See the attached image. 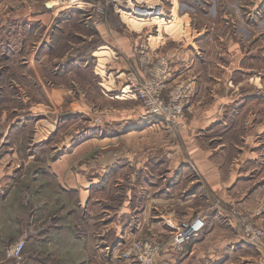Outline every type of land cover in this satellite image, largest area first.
I'll list each match as a JSON object with an SVG mask.
<instances>
[{
  "label": "rangeland",
  "instance_id": "obj_1",
  "mask_svg": "<svg viewBox=\"0 0 264 264\" xmlns=\"http://www.w3.org/2000/svg\"><path fill=\"white\" fill-rule=\"evenodd\" d=\"M44 1L0 0V204L5 210L0 212V233L16 231L14 241L0 248V264L23 263L31 254V248L24 247L17 260L7 258L17 241H25L24 222L31 204L39 207L33 219L40 235L50 224L49 216L60 215L55 207L41 208L43 203H72L59 183L85 186L104 165L105 169L111 165L109 185L116 201L109 210L114 216L108 219L107 215V221L124 212L122 228L132 218L134 228L144 225L147 232L144 238L137 236L118 243L115 250H105L114 254L109 263L136 264L134 255L126 253L134 243H143L155 251V264L166 243L153 242L150 235L170 230L168 251L177 261L190 245L198 258L189 264H264V202L243 208L250 197L246 199L248 194L238 190V184L247 186L246 180H228L230 173L242 171L253 187H264V18L253 16L258 0H240L237 6L233 0H183L209 1L224 14V23L189 26L193 38L199 33L206 38L202 37L188 62L175 65L170 46L159 50L146 41L134 43L132 57L119 66L111 64L117 55L111 59L99 49L101 42L73 39L60 30L62 17L82 12L79 5L71 0ZM86 2L92 3L90 19L95 25L116 19L112 14L117 11L132 20L156 18L136 17L129 11L134 5L152 2L148 0H81V5ZM42 3L49 11L62 8L47 19V25L32 18L44 11ZM234 7L239 8L235 10L239 20L233 18ZM207 10L211 15L213 9ZM166 16L165 10V16L157 19ZM172 27L161 32L165 38L172 37L174 29L182 36L188 32L183 33L184 26ZM173 149L180 158L169 162L168 155L174 154L168 151ZM173 162L187 164L189 170L183 167L180 175L170 177L165 165ZM203 163H216V169L205 172L215 170L219 181L228 178L218 190L203 176L199 168ZM121 164L124 174L118 169ZM168 183L178 185L166 197L152 200ZM143 192L151 199L145 219L137 218L144 207ZM128 197L138 208L129 218L124 209ZM24 201L29 202L27 206ZM217 208L227 214V223L238 221L244 248L236 249V245L224 251L218 246L225 240L220 235L206 239L213 222L220 229V219L211 216ZM86 212L81 211L80 236L90 232ZM197 217L203 219V230L183 246H174L177 228ZM208 220L211 225L206 228ZM64 224L56 220L52 226ZM83 245L81 264H90Z\"/></svg>",
  "mask_w": 264,
  "mask_h": 264
},
{
  "label": "crops",
  "instance_id": "obj_2",
  "mask_svg": "<svg viewBox=\"0 0 264 264\" xmlns=\"http://www.w3.org/2000/svg\"><path fill=\"white\" fill-rule=\"evenodd\" d=\"M41 1L43 2L44 0ZM143 1L144 0H141V2ZM148 1H152L149 3H160L162 6H164L163 8L166 10L167 18L164 19L155 18L156 20L155 19L132 20L127 18V16L124 15V12L117 11V13L112 14V17L115 16L117 20L116 19L103 20L101 24L95 25L90 19L91 18L90 11L92 8V3L86 2L80 6L82 12H76V13H72L71 16L65 15L64 17H62L59 28L61 31L64 32L65 36L69 35L73 39H77L78 37V38H83V40H87L88 42H90L91 40H94L95 43L101 42V44L103 45L99 49L105 52L109 58L117 55V59L115 60L113 59L111 62V64L114 66H119V63H122L123 65H125V63L127 64L129 60H124V58L132 57L133 44L139 42L145 43L146 41H148V44L150 46L156 45L155 49H159V50H161L163 47L165 48L170 46L169 49H173L174 51H171L169 55L174 60L176 65L178 61L182 62L185 60L188 62L191 59L190 54H193L194 48H196L198 44H201L203 38H206V36L203 37V33H199L197 37L193 38L195 35L190 33L189 26L200 25L203 23L207 24L210 21L223 24L225 20L224 14H221L219 11L216 12L217 6L209 3V1H207V3L202 2L201 4L198 3L192 4L189 2H184L183 0H148ZM232 3L236 4L237 6L240 4V0H233ZM41 5L42 7H44V11H42L41 9V12L39 14L34 13L32 15V18L35 21L39 20L40 24L42 25H47L48 24L47 19L48 18L52 19L53 16H55L57 13L61 12L62 10V8L57 7V10L54 11L53 9L52 11L51 9V11H49V6L46 3H42ZM209 6L213 9L211 15L208 14L209 12L207 10V7ZM236 9L239 10L238 7L237 8L234 7L232 9L235 15L233 16V18H237L239 20L240 14L237 11H235ZM30 10H33V5L31 6ZM110 10L111 9H108L109 12ZM253 11H255L253 16L255 17L259 16V18H264V0L256 1ZM78 14L80 15L79 17H77ZM133 25L136 26L133 27ZM169 25L173 27L184 26L183 33H186V31L188 32L186 35L182 36V34L180 35L178 33L179 32L178 29H174L172 27L174 29L173 31L174 34H172V37L170 34L169 38H165L164 37L165 33L162 34L161 32L166 30L165 28H167ZM155 40L156 43H154ZM182 42H187V43L184 44V47H181V45L177 47V45ZM46 46L47 45L44 44L42 46V50ZM181 49H184V51H182ZM8 52H10V49H8ZM71 65L72 64L70 65L66 64L68 68H70ZM141 130L142 132H144L145 128H142ZM168 152L174 154V157L172 158H170L168 155L169 162H172L174 158L175 160H177V158H180L178 157L177 150L173 149L172 151H168ZM109 166L110 167L108 169H105L106 165H104L100 169L101 171H99L98 173L99 176L87 180L85 186H81L80 183H78V185L77 183H75V185L72 184L71 186H64L63 184L61 185V183H59L61 189L64 192L66 191L65 192L66 195L70 199H72V201L70 200L72 203L67 204L65 202H59L57 200H55L57 202L53 200L50 201L48 200L47 202L43 203L41 208H45L47 210V207L49 206V209L55 207L57 211H60L59 212L60 215L53 213V215L49 216L50 224L48 223L46 224V231L44 233L42 232L40 235L37 234L36 233L37 229L34 227L33 217H34V213L35 212L37 213V211L39 210V207H34L33 204H31L30 207L27 208L26 220L24 222L25 241L23 242L24 244H26L25 248L28 249L31 248V254L29 253L28 258H26L25 256L23 263L18 262V264H37V263L61 264L62 261H64L66 264H81L82 244H84L83 245L84 248L87 247V252L89 254V257L91 258L90 264H111L109 263V261L113 260V258L110 259V256L114 255L112 254L113 251L110 254L108 252L106 254L104 253L105 250L107 249L108 251L115 250L114 248L116 245H118V243L120 244L125 241L127 242L129 240L134 239V237L137 236L139 238L140 237L144 238L146 236L147 232L144 229V225H138L137 227L134 228L131 221L132 218H129L132 217V213H134V211L138 209L136 208L135 204H132L134 200H132L131 197L130 198L128 197L126 199L125 201L126 205L124 200L122 203L123 205H125L124 206L125 212L126 214H128L127 217L130 219L128 220L129 225L127 227L124 226V228H122V226L124 225V215H125L124 212L119 213V216L116 215V217H114L113 220L107 221L108 219H110V217L114 216V214L109 212V210L114 208L111 206H114V201H115L113 198L112 185H109L111 181V177L113 176V174L110 171L111 165ZM177 166H180L178 171H177ZM183 167L189 170V166L183 163L173 162L165 165V169L169 170L170 177L180 175ZM216 167H217L216 163H212V165L210 163H203V165L202 164L199 165V168L202 170V173L204 171L203 176L205 177L207 182L211 183L210 186L213 188L214 191L218 190L220 186H223V184L226 183L225 181L228 178L230 182L235 181V183L245 182L246 180L247 182L246 184H248L247 186L244 185V187H241V185L238 184V188H239L238 190L240 191L244 190V192L248 194L246 199L250 197L244 203L243 208L248 207L252 209V207H255L259 203L264 202V187L260 190L256 187H253L254 185L252 186V182H250V180L249 181L247 180L248 174L245 175L242 171L232 172L230 173V175H228L227 179L225 178L219 181L218 180L219 173L214 172L215 170H212V172H205V170H209L210 168L216 169ZM118 169L121 171L120 173L124 174V164L119 165ZM144 170L146 169L144 168ZM149 178H151L150 175ZM177 185L178 184L176 183L174 184L168 183L166 185V188L162 189L157 196L152 198V200L153 199L159 200L161 198L166 197L170 189L175 188ZM149 186L150 187L152 186L151 182L149 183L147 188ZM139 188L144 189V191H147L143 187H139ZM192 194L193 192L190 193L189 195ZM188 198L190 197H187L186 199ZM149 201H151V199L149 200L148 194L144 193L143 201H142V203H144V207H142L140 214H137V218L145 219L146 216L145 212L150 211ZM28 203H29L28 201H24L23 205L27 206ZM82 203H85L87 205L86 208L88 206L89 208L82 209L81 206ZM251 203H253V205H251ZM19 204H22V201ZM67 205L70 206L71 208L67 209L66 208ZM86 210L88 213L86 212ZM1 211H5V210L4 207H1L0 204V212ZM81 211L86 212L87 216L89 215L88 216L89 222L87 223V225H90L89 226L90 232H87L84 235L82 234L83 236H80L81 232L78 230L79 228H81V220H80ZM107 215H109L108 219L106 218ZM211 216L212 218L215 217L217 220L220 219L221 221L220 229H219V225H214L213 222V225L210 226L209 233L206 239L213 237L215 234L220 235L219 238L225 240L219 243L218 246H222L221 249H223L224 251L226 250L230 251V247L232 251L233 250L232 248L236 245H237L236 249L240 247L244 248L246 246V244L241 243L242 241L240 238V228L238 227L239 223L236 219H235L236 222L235 220H231L230 222L227 223V219L225 218L229 219V217L224 212V210H221L220 208H217V210H213ZM262 219H264V217H262ZM56 220L62 222V224L63 222H65V224L52 226V223L55 222ZM70 221L71 224L69 223ZM208 223H210L209 220L206 221V228L209 227ZM97 226L99 227L98 229ZM15 227H17L16 224ZM85 230H87V228ZM147 230L149 231V233H152L151 230H153V227L149 226ZM170 232L171 231L169 230L167 231V233L163 231V233H158V234L153 233L150 235L151 236L150 238H154L153 242L159 241V243L162 242V244L166 243L160 256L157 258L155 264H181V260L183 261L182 264H186L188 261L196 257L194 247L190 248L191 247L190 245L186 246L187 249L185 248V251L183 254H181L182 256L179 261L170 257L172 256V254L168 251L169 243L171 241L170 240L171 233H172ZM1 235L2 234L0 233V236ZM147 240L151 241L152 239H147ZM210 243L211 242L205 244L201 249H203L206 245ZM3 247H5V243L0 242V248ZM38 255L41 256V262L39 261ZM206 261L209 262L210 259L207 258ZM228 261L229 259L226 260V262ZM15 264H17V262ZM187 264H189V262Z\"/></svg>",
  "mask_w": 264,
  "mask_h": 264
},
{
  "label": "built area",
  "instance_id": "obj_3",
  "mask_svg": "<svg viewBox=\"0 0 264 264\" xmlns=\"http://www.w3.org/2000/svg\"><path fill=\"white\" fill-rule=\"evenodd\" d=\"M75 5L81 6V0H71ZM129 11L140 18H151V17H164L165 9L160 3H150L145 5H134L129 7ZM99 12V11H98ZM203 219L197 217L191 222L182 223L176 230L173 245L176 247L183 246L192 237L199 234L204 228ZM24 249V242L18 241L13 247L7 252V258L18 259ZM133 256L136 264H152L155 258V251L151 250L150 247L143 243H134L130 250L126 253V256Z\"/></svg>",
  "mask_w": 264,
  "mask_h": 264
},
{
  "label": "trees",
  "instance_id": "obj_4",
  "mask_svg": "<svg viewBox=\"0 0 264 264\" xmlns=\"http://www.w3.org/2000/svg\"><path fill=\"white\" fill-rule=\"evenodd\" d=\"M16 226H17V222H15ZM16 236V231H11L10 233H7V234H4V235H1L0 236V242H3L6 244H9L11 242L14 241V237ZM8 246V245H7ZM24 247H25V244H24Z\"/></svg>",
  "mask_w": 264,
  "mask_h": 264
}]
</instances>
